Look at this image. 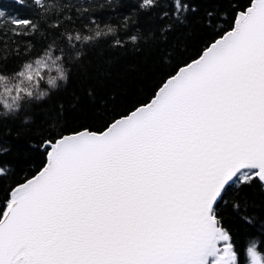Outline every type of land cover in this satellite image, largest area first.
<instances>
[{
    "label": "snow or ice",
    "instance_id": "obj_1",
    "mask_svg": "<svg viewBox=\"0 0 264 264\" xmlns=\"http://www.w3.org/2000/svg\"><path fill=\"white\" fill-rule=\"evenodd\" d=\"M31 3L36 19L0 10V114L66 81L77 43L118 32L94 19L72 27L71 17L61 31L60 13L49 18L56 38L23 57L17 49L8 73L7 38L35 35L48 12L43 0ZM159 3L136 0V9ZM236 7L229 27L177 64L148 101L103 130H62L44 141L46 162L0 202V264H241L216 205L233 187L264 188V0ZM188 11L187 0H172L173 18ZM245 264H264L255 242Z\"/></svg>",
    "mask_w": 264,
    "mask_h": 264
},
{
    "label": "trees",
    "instance_id": "obj_2",
    "mask_svg": "<svg viewBox=\"0 0 264 264\" xmlns=\"http://www.w3.org/2000/svg\"><path fill=\"white\" fill-rule=\"evenodd\" d=\"M43 2L48 12L37 21L39 31L17 37L15 43L13 37L7 38L3 52L8 56L4 62L6 72L10 73L19 62L17 49L23 57L27 49L39 52L56 38L49 18L60 13L61 31L69 27L65 21L71 17L72 27L94 19L101 27L116 26L118 32L114 38H101L87 46L77 43L79 56L73 52V58L65 63L66 81L55 90L44 84L41 90L48 91L46 97L32 100L15 114H0V202L7 198L11 187L34 175L46 162V139L62 130L64 134L84 127L103 130L113 117L148 101L177 64L194 58L213 32L229 27L234 10H239L236 5L247 0H187L189 11L179 19L171 15L172 0H160L150 13L137 11L136 0ZM0 10L21 18L36 19L37 15L31 0H24L23 6L17 0H0ZM209 11L213 12L212 18L206 15ZM165 12L169 13L167 17H163ZM124 17L129 18L127 29L123 27ZM209 19L211 31L207 27ZM89 26L94 28L95 24ZM132 36L137 39L133 41ZM115 39L122 41L120 46L115 45ZM216 209L241 264H245L250 243L255 242L264 254V188L233 187L224 193Z\"/></svg>",
    "mask_w": 264,
    "mask_h": 264
}]
</instances>
